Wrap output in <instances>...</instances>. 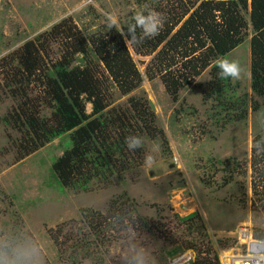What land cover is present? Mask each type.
<instances>
[{
	"label": "rangeland",
	"instance_id": "rangeland-1",
	"mask_svg": "<svg viewBox=\"0 0 264 264\" xmlns=\"http://www.w3.org/2000/svg\"><path fill=\"white\" fill-rule=\"evenodd\" d=\"M200 1L0 0V264H195L202 259L222 264L232 248L245 252L242 231L264 240V166L252 165L255 138L264 131V102L250 88L251 27L245 42L227 54L246 70L239 80L231 79L237 96L247 97L243 119L237 111L228 117L208 95L210 68L174 100L160 74L146 75L147 67L155 69L153 54L136 55L127 45L142 82L127 95L111 86L107 109L133 117L130 98L148 102L156 133L142 136V149L130 155L129 169L92 180L83 189H61L51 171L53 160L69 147V137L20 157V134L1 122L17 105L6 83L25 42L68 19L88 37L106 33L110 17L122 31L145 5L167 20ZM249 11L248 6L243 12L247 21ZM64 47L60 38L50 41L45 61L55 60ZM99 71L106 79L101 65ZM30 87L36 97L40 85ZM36 107L49 115L41 101ZM86 111L91 112L90 104ZM146 155L154 156L153 166L145 164ZM195 213L191 229L182 219ZM101 220L98 230L103 231L96 236L93 226Z\"/></svg>",
	"mask_w": 264,
	"mask_h": 264
},
{
	"label": "trees",
	"instance_id": "trees-1",
	"mask_svg": "<svg viewBox=\"0 0 264 264\" xmlns=\"http://www.w3.org/2000/svg\"><path fill=\"white\" fill-rule=\"evenodd\" d=\"M190 6L165 19L157 36L129 45L136 55L153 54L151 62L155 69L147 67L146 75L153 79L160 74L166 91L174 100L185 85L210 68L212 78L208 95L215 96L217 107L228 112V117L237 111L238 119H243L247 112V97L237 96L231 78L221 79L217 75L219 69L215 61L244 43L251 27L250 88L264 102V0H250V3L248 0H201ZM248 6L249 21L243 15ZM132 23L133 19L127 21L122 31L109 27L106 33L97 32L85 37L69 19L64 20L25 42L16 53L17 65L11 68L12 76L9 77V71L6 75L9 77L7 95L17 105L1 122L20 134L17 145L20 157L55 139L69 137V147L51 165L52 174L61 189L80 190L92 180L106 179L129 169L130 155L139 153L142 146L129 150L126 138H142L145 134L155 136L150 103L131 97L133 117L118 112L114 107L107 109L111 86L127 95L142 82L128 46L120 35L127 32ZM59 38L65 46L63 52L47 63L48 43ZM78 54L82 57L75 59ZM99 65L106 72V79L100 73ZM33 85H40L41 90L32 98L30 86ZM39 101L50 109L48 116L42 115L36 107ZM86 104L91 105L90 113L86 111ZM254 108L256 110L259 106L255 104ZM254 145L256 157L252 165L264 166V131L256 136ZM261 207L264 209V203ZM195 217L196 213L182 220L187 221L192 229ZM103 223L101 220L93 226L96 236L103 231L98 230ZM143 224L146 227L147 221L144 220ZM255 237L262 238V234L255 233ZM214 259L217 261V256ZM195 264L214 263L202 259Z\"/></svg>",
	"mask_w": 264,
	"mask_h": 264
},
{
	"label": "clouds",
	"instance_id": "clouds-1",
	"mask_svg": "<svg viewBox=\"0 0 264 264\" xmlns=\"http://www.w3.org/2000/svg\"><path fill=\"white\" fill-rule=\"evenodd\" d=\"M144 9L145 10L139 11L134 15V23L129 26L128 31L120 33L126 46L129 44L141 43L144 39L157 36L166 22L163 14L148 9L147 5L144 6ZM113 26H118V21L115 17H110L109 27L111 28ZM137 29L140 30L139 35L137 34ZM215 64L219 69L217 75L221 79L231 78L239 80L246 71L239 60L230 59L227 56L218 58ZM125 142L129 150H136L143 145V140L139 136H129L126 138ZM145 164L148 167L153 166L155 164L154 156L146 155Z\"/></svg>",
	"mask_w": 264,
	"mask_h": 264
},
{
	"label": "built area",
	"instance_id": "built-area-1",
	"mask_svg": "<svg viewBox=\"0 0 264 264\" xmlns=\"http://www.w3.org/2000/svg\"><path fill=\"white\" fill-rule=\"evenodd\" d=\"M240 240L247 246L245 252L239 253L232 248L222 257L224 258L222 264H264V240H254L252 235L249 236L243 231Z\"/></svg>",
	"mask_w": 264,
	"mask_h": 264
}]
</instances>
